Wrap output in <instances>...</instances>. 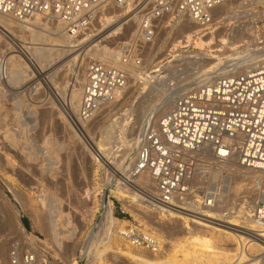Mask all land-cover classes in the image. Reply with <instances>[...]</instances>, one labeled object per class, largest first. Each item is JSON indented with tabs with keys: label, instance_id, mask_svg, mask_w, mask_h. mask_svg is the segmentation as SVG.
<instances>
[{
	"label": "bare ground",
	"instance_id": "bare-ground-1",
	"mask_svg": "<svg viewBox=\"0 0 264 264\" xmlns=\"http://www.w3.org/2000/svg\"><path fill=\"white\" fill-rule=\"evenodd\" d=\"M259 3L264 6V0H227L223 6L217 9V14L214 19L215 23L208 32L191 24V22L182 17L164 19L159 26L164 30L163 36L165 35V32L170 33L172 29L175 30L174 27L178 26L181 21L183 22V25L185 24L184 26H186V28L179 24V26L183 28L180 29L179 32H176L177 36L171 40V48L169 47V51L174 56V59L168 61L164 65H159L161 61H158L149 68H135L136 66L134 67L135 64L133 62L118 59L116 56L117 49L109 46L111 43L109 45L108 43L104 44V41H106L107 38L114 37V39H116L119 37L122 39L129 35L130 28L127 24H137L139 17L137 12H134L129 8L126 12L121 13V7H112V10L105 12L103 18L100 20L105 27L112 26L110 28L111 30L107 28L111 32L107 30L109 34L106 33L107 36L104 35L106 37H103L102 39L98 37L92 41L89 40L90 42L85 45L82 51L77 52L76 55L63 64L70 67L71 65H74L76 69L78 68V70L73 72V75H71L70 78V81L75 82L70 84L69 80L66 81L64 86L58 87V91L54 89V94L58 97L61 104H67L68 109L75 114L76 123L86 134V132L89 133V127H87L88 121L82 120L80 115L86 70L85 58L104 61L107 64L123 68L128 74L133 76L132 79L141 81L140 83L143 85L142 91L146 90V88L148 89L149 86H153L154 88L149 92V94L151 93L150 95L155 91L156 93L160 91L161 94H164V92L171 88V86H177L178 83H181L189 77H192V79L187 83L196 82L195 84L197 87L203 83L210 82L212 79L220 75H228L232 72H241L260 66L261 64H264V38H262L263 35L260 33V30L256 28V21L258 20L259 15L264 17V11L260 12L254 8ZM110 13L114 14L112 15ZM123 15L125 16V20L130 17L129 20L127 19L128 21L126 20V22H123L124 19H120L123 18ZM244 18H249L253 24L251 28H254V31L248 40H243L241 36L244 34L243 30L245 29L246 22L240 21V19ZM220 23L225 24L226 27L224 29H226V31L230 30L227 36L222 34V30L220 32L217 31L219 28L217 25ZM163 36L160 37L159 43L162 41L161 38ZM179 37H183V39L180 40ZM13 40H16L15 43ZM78 40L65 35L62 31L61 22L54 17H44L37 14L27 19H16L0 13V42H4L5 44V49L3 48L0 52V84L4 85L5 82H8L13 84L14 87L29 79V77L33 75V72L28 59L38 65L41 68V72H45V68L48 66L47 64L52 59H55V57L69 53L71 48L73 52L77 51V48H74V46H76ZM95 41L97 42L90 46ZM15 44H17V46ZM252 45H256L257 48H252ZM185 47H189V49L186 50L184 49ZM83 53L85 54L83 55ZM174 61H176V63L171 64ZM184 65H187L188 67L186 69L182 68ZM194 69L196 71H194ZM54 74L55 72L50 74L48 78L54 81L57 86V82L53 78L55 77ZM5 75L6 79H4ZM132 79L128 76L127 83H130ZM35 87H38L37 89H39V86ZM190 87L192 88L191 84L190 86L179 87L171 92V95L166 97L165 101L163 103L161 102L156 110L154 109L153 116H150L144 121V123H142L138 135L130 137L126 134V124H129L128 120L132 119L131 115L134 112L132 109H127L126 114L124 113V116L122 114V117L120 116L118 119L116 118L113 123L106 126H102L101 123H99V131L101 133L100 139H93V143L90 142L91 144H89V146H86L88 144H85L87 141L84 143V147L90 151L92 157H94L93 159H95L96 164H94L96 165V169L101 166L99 159L110 158L119 169L121 168L122 174L121 172H118V174H121L124 178L133 177L136 184L144 188L145 192L148 191L152 194L150 197L154 200L153 203L147 200L142 201L137 198L142 202L138 205L143 211L141 212L143 215L134 214L135 216H139V221H143L142 219L145 216H149L157 220L156 222L167 223V221H169L170 224L177 223L179 224L177 226L178 231L176 232L179 233V236L176 238L177 240H173L172 230H175V227H170L168 230L171 231V233L166 236L167 238L165 236V238L161 236L158 237L154 233L143 229V231L150 233L159 240L161 245L160 249L158 248L157 250H154L134 243L132 238L127 235L126 226L129 224V221L114 218L111 219L112 211L114 209L112 202L109 200V194L114 193L119 197L123 194L120 191L115 192L114 190H109V187L114 180L108 181L106 185H104L108 191L105 192L101 190L104 192L101 199V205L103 206V209L105 207L107 210L106 213L105 210L103 211L106 215L108 214V225H111V227L110 229H107V233L105 227V234L102 233L103 230L99 231L100 226H102L100 224L98 230L90 233L89 241L84 246L80 256V259L81 261L83 260V262H80L79 264H264V245L260 239L255 238L250 234L244 235L243 232L232 230V228H227L218 223L226 221L230 222L229 224L231 225H244L246 227L254 228L255 231L264 235V229L257 223L255 217V203L259 197L251 189L253 179L256 177L264 179L263 171L246 168L240 165L236 159L228 161L220 160L211 152L201 156L202 159L209 162L211 177L218 182L219 186H221L220 201L214 207L202 206L201 204L203 201L200 196L196 197V201H191L193 207L201 208L198 211L200 214L205 215L206 219L196 218L193 215L181 213L160 204L155 198L158 194V190L149 174L146 172L140 174L134 173L135 161L138 148L142 141L144 127L148 123L158 122L161 115L173 106L177 96L184 90L190 89ZM20 96L21 95H19V97ZM56 103L55 105H57ZM57 109L60 117L66 120V117L63 116L64 114L61 112L62 109L59 110L60 108L58 107ZM30 112H28V114ZM75 130L74 135L79 136ZM13 140H15L14 137ZM117 152H123L122 155H120L121 158H118L119 156L116 155ZM189 154L193 156V158H197L194 152H189ZM224 170L228 172L227 176L225 174V176L223 175ZM195 180L200 181L199 176H197ZM99 188L101 189V187ZM131 192L133 193V191ZM86 193H88L86 196L89 197V194L91 193L90 189L87 188ZM250 193H253L254 195L250 196ZM93 199H96V197ZM97 201L98 200L96 199L92 204H96ZM40 203L42 206H46L44 199H40ZM51 203L53 204V202H50L49 205H51ZM51 206L52 207L50 208L54 207L53 205ZM92 208L94 209V207ZM55 210H58V207L57 209L55 208ZM59 210L61 211V209ZM60 211H57L61 214H57L59 215L58 218H56L57 216L55 217L51 215L53 209L47 211L48 215L45 214L46 222L44 221L42 226L46 232H50V239L47 238L49 245L54 243V241L59 244V241L63 240V238H69V230L67 232V230L58 227L61 225V227L69 226L71 219L68 215L67 219L65 215L66 218L62 220L63 218L61 219V216L65 213L62 215V211L61 213ZM57 212L55 211L54 213ZM106 223L104 221V224ZM170 224L165 225L170 226ZM132 225L134 226V224ZM128 226H130V224ZM201 237H204V239H202L204 244L202 242L199 243L196 240ZM3 246V244H0V257L2 258L4 255ZM54 246H56L57 250H55L58 252V246L55 245V243ZM73 252L70 254L72 257H74ZM38 260L39 258L37 261ZM72 261L74 262L71 264H77L75 258H73ZM37 263H39V261ZM1 264H9V255L6 263L3 261Z\"/></svg>",
	"mask_w": 264,
	"mask_h": 264
},
{
	"label": "built area",
	"instance_id": "built-area-1",
	"mask_svg": "<svg viewBox=\"0 0 264 264\" xmlns=\"http://www.w3.org/2000/svg\"><path fill=\"white\" fill-rule=\"evenodd\" d=\"M226 1L0 0V13L16 19L37 14L54 17L61 22L65 35L79 39L74 48L80 52L88 42L105 35V26L100 20L108 9L115 6L129 8L139 16L136 30L128 40L117 45L116 56L141 67L145 65V50L155 41L164 19L182 17L208 32L215 23L217 9ZM28 60L33 67L29 82L36 84L43 73L39 66ZM127 81L128 73L123 68L89 59L80 109L82 120L94 119L99 108L112 101ZM141 140L134 173L149 174L158 190L157 202L206 219L198 211L201 208L193 207L191 201L200 196L202 206L214 207L220 201L221 186L211 179L209 162L201 156L211 152L220 160L236 159L246 168L264 172V67L220 75L185 90L158 122L144 127ZM189 152H194L197 158ZM197 176L200 181L195 180ZM251 189L259 197L255 203V217L264 229V179H253ZM220 223L258 238L264 245V235L254 228L231 225L226 221ZM127 235L137 245L160 249L159 240L136 225L127 226ZM9 264H38L37 255L16 242L11 246Z\"/></svg>",
	"mask_w": 264,
	"mask_h": 264
},
{
	"label": "rangeland",
	"instance_id": "rangeland-1",
	"mask_svg": "<svg viewBox=\"0 0 264 264\" xmlns=\"http://www.w3.org/2000/svg\"><path fill=\"white\" fill-rule=\"evenodd\" d=\"M256 6L254 7L256 10L260 12L264 11V6L260 3ZM111 10L110 8L106 12ZM126 11L127 9H122L121 13ZM224 15L226 16L225 13ZM122 17L123 18L120 19L125 18L124 15ZM129 18L130 17L126 18V20H129ZM126 20L124 19L123 22H126ZM240 21L246 22L245 29L243 30L244 34L242 33L243 35H241L242 39L248 40L254 31V28H251L253 24L249 18L240 19ZM179 24L182 26L183 22L181 21ZM256 24L259 26L263 35L262 38H264V17L259 15ZM184 25L183 27L186 28ZM127 26H129L130 29L129 35L125 36V38L123 37L120 39L118 37L114 39V37H110L107 38L109 42L105 39L107 42L104 41L105 43H103H108V45L111 43L109 46L116 48L119 43L128 40L133 35L134 30H136V24H127ZM178 26L174 27L175 30L172 29L170 33L165 32L164 36L163 28L159 27L155 41L145 50V65L141 67L134 65V67L149 68L158 61H161L159 65H164L168 61L173 60L174 56L170 53L169 49L171 48V40L177 36L176 32H179V30L183 28ZM217 26L219 27L217 29L218 32L222 30L224 36L229 34L230 30L226 31V29H224L226 27L224 23H220ZM111 27L112 26L104 28L106 30H104L106 36L111 32ZM107 30L109 32H107ZM161 36H163L161 38L162 41L159 43ZM100 37L101 39L103 38L102 35ZM179 39L182 40L183 37H179ZM15 41L13 40L14 43ZM97 41L93 42L90 46ZM4 45V42H0V52L3 48L5 49ZM251 47L257 48L256 45H252ZM184 49L188 50L189 47H185ZM77 52L78 51L73 52L71 48L69 53L52 59L49 62L50 64H47L48 66L45 68L46 71L42 72V79L40 77V79L38 78L40 80V82H37L38 84L29 82L32 76L23 81V83L21 82V84L17 85L18 88L17 86L13 87V84L8 82H5L4 85L0 84V244L4 245V255L3 258L0 257V264L3 261L6 263L10 248L16 242L22 244L27 250L34 251L37 255V259L39 258L38 261L40 264H43V262H45L44 264H71L74 262L72 261L73 258H75V261L79 264L81 262L80 256L82 250L89 241L90 233L98 230L100 224L102 226H100L99 231L103 230L102 233H105V231L107 233V229L111 227V225H108V214H105L107 210L105 207L103 209L101 199L104 193L102 191H108L104 185H106L108 181L113 180L109 190H114L115 192L120 191L123 195L119 197L114 193L109 194V200L112 202L114 209L112 211V216L114 217L111 216V219L129 221L130 225L134 224L141 229H145L163 238L171 233V231L168 230L170 227H175V230H172L173 240H177L176 238L179 236V233H176L178 231L177 226L179 225L177 223H171L172 226L169 221H167V223H160L149 216H145L142 219L143 221H139V216H135L134 214L143 215L141 213L143 211L138 205L142 202L137 198L142 201L147 200L153 203L154 200L150 197L152 194L148 191L145 192L144 188L136 184L133 177H122L121 168L119 169L110 158H98L101 166L96 169L95 159H93L94 157H92L90 151L84 147V143L87 141L85 144L89 146V144H91L90 142L93 143L94 140L100 139L101 133L99 131V123H101L102 126L109 125L113 123L116 118L122 117V114L124 116L127 109H132L134 112L131 115L132 119H129V122L127 121L129 124H126V134L130 137L138 135L142 123L150 116H153L154 109L156 110L160 103H163L165 98L171 95V92L182 86H190V84L192 87H196V82L187 83L192 79V77H189L181 83H178L177 86H171L164 94H161L160 91L157 93L155 91L150 95L151 93L149 94V92L154 88L153 86H149L148 89L146 88V90L142 91L143 85H141V81L132 79L133 76L128 74L132 81L127 83L126 87L120 91L113 101L101 106L96 117L88 121L87 127H89V133L85 131V134L80 126L73 122L72 118L75 120V114L68 109L66 103L65 105L61 104L58 97L54 94V89L58 91V87H62L66 84V81H70L73 72L78 70L74 65H71V67L63 65L68 59L76 55ZM84 54L85 53H83V55ZM88 60L89 58H85V64ZM175 63L176 61L171 64ZM262 66H264V64L251 69ZM187 67V65L182 66L184 69ZM194 71L196 70L194 69ZM54 72L56 75L54 74L55 77L53 78L56 80L57 86L54 81L48 78V76ZM73 82L75 81H70V84ZM35 86H39L40 90ZM19 95L21 96L19 97ZM55 103L57 105H55ZM57 107L60 108L59 110L62 109L61 112L64 114L62 115L66 117H64L66 120L60 117ZM28 112L30 113L28 114ZM73 129H76L75 131L79 136L74 135ZM13 137L15 140H13ZM90 147L92 148L91 145ZM122 153L123 152L116 153V155L119 156L118 158H121L120 155H122ZM118 172H121V174H118ZM224 172H226L225 175L227 176L228 172L224 170L223 175ZM212 179L215 180L214 178ZM97 187H101V189ZM87 188L91 191L89 197L86 196V194L88 195V193H86ZM131 191H133V193ZM95 197L98 201L93 205L92 203L96 200L93 199ZM40 199H44L46 203L45 207L41 205ZM50 202H53V204L51 203V205L54 206L53 208H50L52 207L49 205ZM57 207L58 210H55ZM92 207H94V209ZM51 209H53L51 213L52 216H57L56 218H58L61 214L57 211L61 209L62 215L65 213L61 216V219L63 218L62 220H64L67 215L71 219V224L69 223V226L61 227V225L58 227L67 230V232L69 230L68 239L63 238V240L59 241V244L54 241L55 245L59 248L58 252L56 251L57 248L54 246V243L49 245L48 239H50V232H46L42 226L45 221V214L48 215L47 211ZM103 210H105V213ZM55 211L57 213H54ZM104 221L105 223L107 221V223L104 224ZM165 224H170V226H166ZM244 235H246V233H244ZM202 239H204V237L196 240L204 244ZM72 252L74 253V257L70 256Z\"/></svg>",
	"mask_w": 264,
	"mask_h": 264
},
{
	"label": "water",
	"instance_id": "water-1",
	"mask_svg": "<svg viewBox=\"0 0 264 264\" xmlns=\"http://www.w3.org/2000/svg\"><path fill=\"white\" fill-rule=\"evenodd\" d=\"M81 262H83V260Z\"/></svg>",
	"mask_w": 264,
	"mask_h": 264
}]
</instances>
